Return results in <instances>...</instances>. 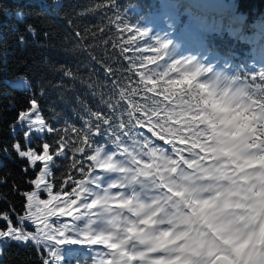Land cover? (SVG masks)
<instances>
[{
  "label": "trees",
  "instance_id": "trees-1",
  "mask_svg": "<svg viewBox=\"0 0 264 264\" xmlns=\"http://www.w3.org/2000/svg\"><path fill=\"white\" fill-rule=\"evenodd\" d=\"M238 92L250 105L241 110L252 133L248 151L255 155L246 158L243 171L253 175L240 176L235 163L223 166L259 196L255 168L264 170V0H0V218L7 215L15 228L32 233L35 225L21 222L28 214L24 193L36 191L46 202L56 196V204L41 205L45 212L72 204L73 215H50L46 230L64 231L67 239L78 241L8 240L2 243L0 264H44L49 249L63 257L61 264H125V225L114 239L120 251L100 249L109 242L100 231L95 198L91 204L94 191L87 187L98 171L93 154L104 149L122 159L119 165L128 171L118 177L119 188L125 190L124 180L133 179L155 207L171 192L165 175L174 177L182 168L193 179H210L195 165L211 164L204 145L238 115L222 109L223 97ZM33 99L53 132L33 134L25 143L19 113ZM17 142L37 153L44 142L51 146L53 158L44 173L50 195L43 185L37 189L31 183L42 163L33 168L20 158ZM170 234H163L158 248L173 242L167 241ZM141 257L150 264L178 259Z\"/></svg>",
  "mask_w": 264,
  "mask_h": 264
},
{
  "label": "clouds",
  "instance_id": "clouds-1",
  "mask_svg": "<svg viewBox=\"0 0 264 264\" xmlns=\"http://www.w3.org/2000/svg\"><path fill=\"white\" fill-rule=\"evenodd\" d=\"M231 100L243 110L250 107L240 92ZM248 123L240 111L231 125L213 132L211 143L204 145L212 162L204 165L197 161L195 166L210 179H193L182 168L174 177L165 175L171 192L162 194L163 203L139 210L142 217L159 211L153 217L156 226L148 227L136 240L146 247H159L163 234L170 232L167 241L173 242L163 251L169 260L178 258L174 264H264V184L258 185L260 194L254 196L251 184L241 183L223 166L235 163L240 176L253 175L243 171L246 158L255 155L248 151L252 135L245 127ZM232 131L240 135L223 134ZM164 224L167 227H162Z\"/></svg>",
  "mask_w": 264,
  "mask_h": 264
},
{
  "label": "rangeland",
  "instance_id": "rangeland-1",
  "mask_svg": "<svg viewBox=\"0 0 264 264\" xmlns=\"http://www.w3.org/2000/svg\"><path fill=\"white\" fill-rule=\"evenodd\" d=\"M232 95H226L223 97L222 100V109L224 112H229V113H234L237 112L239 113L241 110V105L240 104H234L232 103ZM93 160V165L94 168L97 169L98 171L94 173V185L93 186H87L89 187V190L94 191L95 196L90 197V200L92 201L91 204H93V200L95 198V203L97 205V212L101 215L102 217V222L100 223L101 229L100 231L105 232L107 240L109 242L107 248H100L103 252L106 251H114L115 248L113 245H115L114 239H119L118 237V232L116 231L117 228H120L121 225H125V227H134V222L135 225H137V228L143 229L145 227V231L147 230L148 227H155V225L149 226L148 222L145 219V216L137 215V213H132L129 208H134L137 209L138 211L140 208L144 206H151V203L145 199V197L148 196L147 193L143 192L141 189L138 190L136 193L133 189L130 191L133 192L134 194L131 195V192L127 193V197L123 196L122 192H126L124 189H121V191H116L113 188L114 184L120 185L118 183V177L123 176V172H127L128 168L121 169L120 163L123 162L122 159H116L111 156L110 151H105L104 149H98L92 156ZM121 169V173L116 176H112V172H116L117 170ZM258 169L255 168V176L256 179L259 180V184H264V170L257 171ZM133 182H135L132 179ZM131 186H134V183L130 182ZM122 188V187H121ZM93 193V192H92ZM124 206H129V208H125L130 210V213H123V207ZM153 215L150 216V220H153ZM134 220V221H133ZM9 221L11 222L9 224ZM155 221H153L154 224ZM7 223V225H6ZM104 223L110 224V226L106 227ZM1 224H5L6 228H1ZM99 225V228H100ZM15 228V226L12 224L11 219L9 218L8 221L4 220L3 217L0 218V231H6L9 227ZM21 228V227H20ZM128 229H133V228H128ZM135 231L132 244L127 248L126 251V264L129 263L128 260L132 261V264H150V261L148 259H135L136 254H140L141 252L145 251V245L141 244L138 240L135 239L138 235H143V230H137L133 229ZM123 239L127 241L128 233L123 232ZM14 241V240H10ZM8 242V240H0V255H1V248H2V243ZM21 242V241H19ZM103 245V243H102ZM135 246V247H134ZM119 248V244L117 245ZM150 248L151 251L148 252V254L151 252V254L156 255L159 254V251H163L164 248H160L158 251H154L153 249L156 247H147ZM135 252H134V251ZM166 255V254H165ZM130 258V259H129ZM138 258V257H137Z\"/></svg>",
  "mask_w": 264,
  "mask_h": 264
},
{
  "label": "snow or ice",
  "instance_id": "snow-or-ice-1",
  "mask_svg": "<svg viewBox=\"0 0 264 264\" xmlns=\"http://www.w3.org/2000/svg\"><path fill=\"white\" fill-rule=\"evenodd\" d=\"M29 31H33L31 28ZM34 34V33H33ZM23 39V38H22ZM162 48L167 47V45H161ZM19 123L23 126V136L24 141L27 143L31 140L33 134L43 136L45 133L51 134L53 129L50 124L42 117L39 110V105L37 100L33 99L30 101V107L19 113ZM50 145L47 142L42 144V153H37L31 147H28L26 150L22 147L20 142H17L14 145L15 151L20 158H26L27 162L35 168L38 162L42 163L39 174L36 179L32 180L31 183L37 188L41 189L43 185V190H45L48 195H50L51 189L48 187V184L45 182V169L47 167V161L53 157L50 154ZM24 196L27 199V209L28 214L21 217V222L27 220L31 221L35 225V231L32 233L26 232L23 228H13L9 227L6 231H0V240H14V241H33L34 243L41 240H51L57 243L58 245L65 244H77L78 241L75 239H67L66 232L59 231L58 235L50 234L46 230V226L49 225L50 215H64L71 217L73 215L72 204H68L67 207H60L57 213H46L45 208L41 207L42 204L45 206L52 205L57 203V197L52 196L50 201H45V199H40L36 191L25 192ZM62 196V195H61ZM63 201H67V196H62ZM4 220L8 221L9 217L5 215ZM11 222L9 221V224ZM53 231H56L53 226ZM59 237V238H58ZM50 256V259H45L44 264H61L63 257L57 256L56 253L49 249L47 250Z\"/></svg>",
  "mask_w": 264,
  "mask_h": 264
},
{
  "label": "water",
  "instance_id": "water-1",
  "mask_svg": "<svg viewBox=\"0 0 264 264\" xmlns=\"http://www.w3.org/2000/svg\"><path fill=\"white\" fill-rule=\"evenodd\" d=\"M133 233L130 232L129 240L132 239Z\"/></svg>",
  "mask_w": 264,
  "mask_h": 264
}]
</instances>
